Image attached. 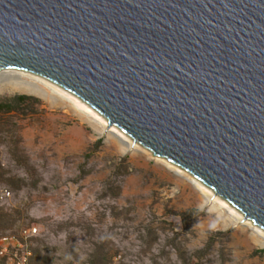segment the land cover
Instances as JSON below:
<instances>
[{
	"label": "water",
	"instance_id": "95a60500",
	"mask_svg": "<svg viewBox=\"0 0 264 264\" xmlns=\"http://www.w3.org/2000/svg\"><path fill=\"white\" fill-rule=\"evenodd\" d=\"M70 91L264 230V0H0V70Z\"/></svg>",
	"mask_w": 264,
	"mask_h": 264
},
{
	"label": "rangeland",
	"instance_id": "374dc122",
	"mask_svg": "<svg viewBox=\"0 0 264 264\" xmlns=\"http://www.w3.org/2000/svg\"><path fill=\"white\" fill-rule=\"evenodd\" d=\"M2 70L0 103L29 98L0 109V237L32 264H264V230L211 188L58 84Z\"/></svg>",
	"mask_w": 264,
	"mask_h": 264
},
{
	"label": "built area",
	"instance_id": "2783aa9c",
	"mask_svg": "<svg viewBox=\"0 0 264 264\" xmlns=\"http://www.w3.org/2000/svg\"><path fill=\"white\" fill-rule=\"evenodd\" d=\"M32 231L34 232L35 228ZM27 234H32V232L29 230ZM22 235L23 238L27 237L26 232ZM30 256V250H28L17 236L5 235L0 237V264H32Z\"/></svg>",
	"mask_w": 264,
	"mask_h": 264
},
{
	"label": "trees",
	"instance_id": "16d2710c",
	"mask_svg": "<svg viewBox=\"0 0 264 264\" xmlns=\"http://www.w3.org/2000/svg\"><path fill=\"white\" fill-rule=\"evenodd\" d=\"M27 98L29 97L24 94L16 95L10 101L5 103H0V109L3 108L7 111H10L14 109L20 101H23Z\"/></svg>",
	"mask_w": 264,
	"mask_h": 264
},
{
	"label": "bare ground",
	"instance_id": "6f19581e",
	"mask_svg": "<svg viewBox=\"0 0 264 264\" xmlns=\"http://www.w3.org/2000/svg\"><path fill=\"white\" fill-rule=\"evenodd\" d=\"M3 70H0V72ZM83 107H85L87 109V111L92 112L94 115H96L98 118H100L104 123H107L108 121L106 120V118H103L102 116H100V114H98V112H95L91 106H89L88 104H86L85 102H79ZM108 125V124H107ZM261 233H263L264 235V231L260 230Z\"/></svg>",
	"mask_w": 264,
	"mask_h": 264
}]
</instances>
